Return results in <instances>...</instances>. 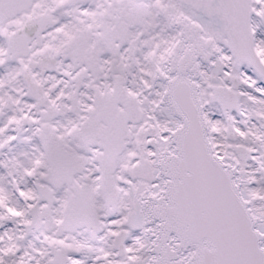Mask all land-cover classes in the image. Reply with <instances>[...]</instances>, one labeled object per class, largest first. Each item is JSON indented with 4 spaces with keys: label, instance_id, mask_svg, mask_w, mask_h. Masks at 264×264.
<instances>
[{
    "label": "snow or ice",
    "instance_id": "snow-or-ice-1",
    "mask_svg": "<svg viewBox=\"0 0 264 264\" xmlns=\"http://www.w3.org/2000/svg\"><path fill=\"white\" fill-rule=\"evenodd\" d=\"M0 264H264V0H0Z\"/></svg>",
    "mask_w": 264,
    "mask_h": 264
}]
</instances>
